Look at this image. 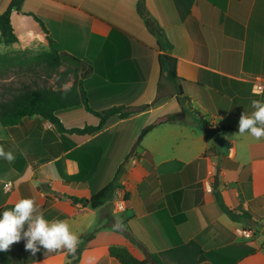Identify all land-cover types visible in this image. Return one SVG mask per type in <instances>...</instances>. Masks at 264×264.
Instances as JSON below:
<instances>
[{
  "label": "crops",
  "instance_id": "obj_1",
  "mask_svg": "<svg viewBox=\"0 0 264 264\" xmlns=\"http://www.w3.org/2000/svg\"><path fill=\"white\" fill-rule=\"evenodd\" d=\"M10 2L0 0V14ZM22 11L45 22L59 51L91 68L79 74L91 109L134 112L111 116L85 139L74 129L96 117L84 106L61 117L65 130L39 116L0 122V146L16 156L0 159V212L32 198L48 219L68 221L77 246L84 243L77 260L62 248L33 256L21 239L8 249L12 263L120 264L109 253L113 245L145 259L197 239L211 255L200 264H264V138L238 134L251 101L264 100V91H253V80L264 79V0H24ZM12 23L18 41H0V55L51 50L33 17L14 12ZM165 56L176 59V77ZM30 72L29 84L67 88L74 81L73 73ZM119 168L122 188L74 216L82 203L67 197L90 198ZM216 191L253 216V238L236 233L251 224L232 220Z\"/></svg>",
  "mask_w": 264,
  "mask_h": 264
},
{
  "label": "trees",
  "instance_id": "obj_2",
  "mask_svg": "<svg viewBox=\"0 0 264 264\" xmlns=\"http://www.w3.org/2000/svg\"><path fill=\"white\" fill-rule=\"evenodd\" d=\"M23 2L24 0H11L7 9L0 14V41L6 44H12L18 41V36L12 23V15L16 12L20 15L31 16L39 23L43 31L47 34L51 50L39 54H32L29 51H25L21 56L1 55L0 67L18 65L23 71L26 70L30 72L34 70L38 72L42 70L47 74H56L58 79L73 73L74 81L72 85L67 88H64L63 85H40L36 81H34L33 84L22 82L16 87L13 86V83L4 85L0 93V122L3 126L10 127L20 123L25 117L39 116L44 120L50 121L60 130H65L61 122V117L72 107L84 106L87 111L91 112L96 117V124L74 129V131L81 133L82 137H84L83 139H85L92 133L102 129L111 116L119 115L121 118H126L132 114L134 111L125 106H114L102 111H94L90 108L87 93L82 80L79 79V74L86 75L91 68L82 60L68 53L59 51L54 46L55 41L45 22L36 14L22 11ZM148 24L155 33L160 36L164 35L163 31L158 26L154 28V25H152L150 21H148ZM165 57L169 60H173L171 73L176 77V59L170 56ZM65 63H67V68L64 71H60V67L65 65ZM203 127L208 129L204 123ZM120 171L121 168H119L116 176L109 184L90 198L68 196L66 199L68 204L75 206L77 203H82L80 208L75 207L73 215L77 216L83 212L92 211L104 205L117 189L122 188V185L118 182ZM215 195L221 208L232 220L250 224L255 223L253 216L248 211L242 208H230L227 206L219 191H216ZM124 199L127 203L125 208L126 218L130 221L134 215L128 204L130 199L129 192H125ZM83 245L84 243H81L76 247L74 253H70L71 255L76 254L77 260L81 255ZM248 248L249 252H254L256 250V247L253 246H249ZM62 249L64 251L67 250L64 248ZM109 253L116 258L120 264H149L151 262L154 264H200L208 260L211 256L209 252L203 249L201 243L197 239H192L187 243H182L161 252L153 253L145 259L136 257L126 246L113 245L109 248ZM0 264H13L9 250L0 251Z\"/></svg>",
  "mask_w": 264,
  "mask_h": 264
},
{
  "label": "clouds",
  "instance_id": "obj_3",
  "mask_svg": "<svg viewBox=\"0 0 264 264\" xmlns=\"http://www.w3.org/2000/svg\"><path fill=\"white\" fill-rule=\"evenodd\" d=\"M251 107V114L244 113L240 117L238 134L247 133L259 140L264 138V100H252ZM0 159L12 163L16 156L0 146ZM7 187L5 185V189ZM21 239L26 241L25 250L33 256L41 249L50 252L64 248L74 253L78 244L67 220L48 219L37 211L34 199L27 197L0 212V251H7Z\"/></svg>",
  "mask_w": 264,
  "mask_h": 264
},
{
  "label": "rangeland",
  "instance_id": "obj_4",
  "mask_svg": "<svg viewBox=\"0 0 264 264\" xmlns=\"http://www.w3.org/2000/svg\"><path fill=\"white\" fill-rule=\"evenodd\" d=\"M29 52L32 53V54L33 53L35 54V52H33V51H29ZM22 53L23 52L18 53L16 55H20L21 56ZM16 55H7V56H16ZM0 66H1V64H0ZM37 70H39V69H37ZM22 73H25V74H22ZM30 73L31 72H28L26 70L23 71L18 65H15V66H12V67H10V66H5L3 68L0 67V93L2 92V87L4 85H9L10 83H13L14 86H19L21 82L29 84L30 79L28 78V75L31 76ZM251 226L253 228H255L256 230H259L258 224H256V222L252 223Z\"/></svg>",
  "mask_w": 264,
  "mask_h": 264
},
{
  "label": "built area",
  "instance_id": "obj_5",
  "mask_svg": "<svg viewBox=\"0 0 264 264\" xmlns=\"http://www.w3.org/2000/svg\"><path fill=\"white\" fill-rule=\"evenodd\" d=\"M253 91L256 94H261L264 91V79L256 78L253 80ZM7 189L11 187V183H6ZM257 230L253 228L251 225L242 226L237 228L236 233L243 238H253L256 234Z\"/></svg>",
  "mask_w": 264,
  "mask_h": 264
}]
</instances>
